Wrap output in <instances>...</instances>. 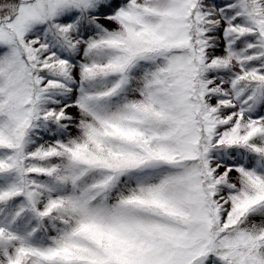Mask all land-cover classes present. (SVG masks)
<instances>
[{
  "label": "snow or ice",
  "instance_id": "1",
  "mask_svg": "<svg viewBox=\"0 0 264 264\" xmlns=\"http://www.w3.org/2000/svg\"><path fill=\"white\" fill-rule=\"evenodd\" d=\"M0 264H264V0H0Z\"/></svg>",
  "mask_w": 264,
  "mask_h": 264
}]
</instances>
